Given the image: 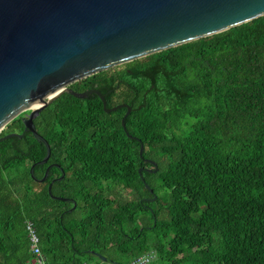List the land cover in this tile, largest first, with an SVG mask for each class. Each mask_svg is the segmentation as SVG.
Returning a JSON list of instances; mask_svg holds the SVG:
<instances>
[{"label":"trees","instance_id":"trees-1","mask_svg":"<svg viewBox=\"0 0 264 264\" xmlns=\"http://www.w3.org/2000/svg\"><path fill=\"white\" fill-rule=\"evenodd\" d=\"M68 87L126 104L139 142L125 108L92 93L34 117L45 162L20 116L7 123L0 264L30 258L25 219L50 264H264V15Z\"/></svg>","mask_w":264,"mask_h":264},{"label":"water","instance_id":"water-1","mask_svg":"<svg viewBox=\"0 0 264 264\" xmlns=\"http://www.w3.org/2000/svg\"><path fill=\"white\" fill-rule=\"evenodd\" d=\"M261 15L264 0H0V131L28 110L20 117L23 130L44 144L40 162H45L49 147L34 129V117L61 93L77 98L92 93L105 113L125 108L121 128L139 142L125 130L126 104L106 107L97 89L74 92L68 85ZM141 151L139 143V155ZM143 160L156 170L152 160ZM144 187L153 194L146 183Z\"/></svg>","mask_w":264,"mask_h":264},{"label":"built area","instance_id":"built-area-1","mask_svg":"<svg viewBox=\"0 0 264 264\" xmlns=\"http://www.w3.org/2000/svg\"><path fill=\"white\" fill-rule=\"evenodd\" d=\"M24 230L29 244V252L31 254L30 258L21 264H50L44 258L41 253L38 236L36 234L33 223L25 219L24 220ZM152 254H143L129 260L126 264H147L151 259ZM92 264V263H85Z\"/></svg>","mask_w":264,"mask_h":264},{"label":"rangeland","instance_id":"rangeland-1","mask_svg":"<svg viewBox=\"0 0 264 264\" xmlns=\"http://www.w3.org/2000/svg\"><path fill=\"white\" fill-rule=\"evenodd\" d=\"M139 59V58H138ZM133 61V60H132ZM129 62H131V61H129ZM127 63L128 62H125V63H122V64H118V65H116V66H114V67H111V68H108V69H106L108 72H114V71H118V70H120V69H123L124 67H126L127 66ZM28 112V110H24V111H22L20 114H19V116L21 117V116H24L26 113ZM3 129H5V126L2 128V130Z\"/></svg>","mask_w":264,"mask_h":264},{"label":"bare ground","instance_id":"bare-ground-1","mask_svg":"<svg viewBox=\"0 0 264 264\" xmlns=\"http://www.w3.org/2000/svg\"><path fill=\"white\" fill-rule=\"evenodd\" d=\"M34 107V106H33Z\"/></svg>","mask_w":264,"mask_h":264}]
</instances>
